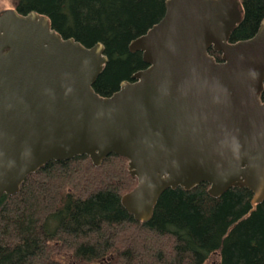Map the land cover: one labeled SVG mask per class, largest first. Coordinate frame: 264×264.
Segmentation results:
<instances>
[{
    "label": "water",
    "instance_id": "obj_1",
    "mask_svg": "<svg viewBox=\"0 0 264 264\" xmlns=\"http://www.w3.org/2000/svg\"><path fill=\"white\" fill-rule=\"evenodd\" d=\"M165 9L128 48L147 68L103 97L94 89L109 62L102 43L64 39L49 17L0 0V198L50 162L88 157L99 168L115 155L137 180L121 204L141 224L167 190L201 184L213 199L251 192L246 218L264 203V21L233 43L242 0Z\"/></svg>",
    "mask_w": 264,
    "mask_h": 264
},
{
    "label": "trees",
    "instance_id": "obj_2",
    "mask_svg": "<svg viewBox=\"0 0 264 264\" xmlns=\"http://www.w3.org/2000/svg\"><path fill=\"white\" fill-rule=\"evenodd\" d=\"M14 2L20 14L49 17L64 39L105 46L109 62L94 85L103 97L147 67L129 45L166 11V0ZM242 2L245 19L233 43L252 38L264 21V0ZM127 163L115 155L99 168L88 157L50 162L18 194L3 195L0 264H264V203L246 218L251 192L231 189L213 199L207 184L167 190L151 221L140 224L121 204L137 186Z\"/></svg>",
    "mask_w": 264,
    "mask_h": 264
},
{
    "label": "rangeland",
    "instance_id": "obj_3",
    "mask_svg": "<svg viewBox=\"0 0 264 264\" xmlns=\"http://www.w3.org/2000/svg\"><path fill=\"white\" fill-rule=\"evenodd\" d=\"M9 1L15 6V2H14V0H9ZM66 258H67V257L64 256V258H63L64 261H63V262H66Z\"/></svg>",
    "mask_w": 264,
    "mask_h": 264
},
{
    "label": "flooded vegetation",
    "instance_id": "obj_4",
    "mask_svg": "<svg viewBox=\"0 0 264 264\" xmlns=\"http://www.w3.org/2000/svg\"><path fill=\"white\" fill-rule=\"evenodd\" d=\"M144 70V69H143Z\"/></svg>",
    "mask_w": 264,
    "mask_h": 264
}]
</instances>
